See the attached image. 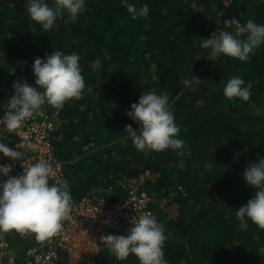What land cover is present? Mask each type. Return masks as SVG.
I'll use <instances>...</instances> for the list:
<instances>
[{"label": "trees", "instance_id": "1", "mask_svg": "<svg viewBox=\"0 0 264 264\" xmlns=\"http://www.w3.org/2000/svg\"><path fill=\"white\" fill-rule=\"evenodd\" d=\"M130 2L147 4L149 20H133L121 0H86L76 23L58 20L45 33L28 16L26 0H0V115L16 82L36 87V58L56 49L77 53L85 89L58 110L53 141L71 196L102 191L113 204L127 196L119 181L148 174L141 190L158 200L149 207L165 228L168 264H264V229L248 221L241 231L235 215L254 195L243 172L264 158V45L247 62L213 61L200 47L212 32L225 30V20L264 25V0ZM233 76L245 81L248 101L223 95ZM147 91L168 94L184 155L140 152L128 138L126 126L138 125L126 110ZM7 239L23 264L28 244ZM103 250L100 264H111L105 244ZM113 258L138 264L134 255Z\"/></svg>", "mask_w": 264, "mask_h": 264}, {"label": "clouds", "instance_id": "2", "mask_svg": "<svg viewBox=\"0 0 264 264\" xmlns=\"http://www.w3.org/2000/svg\"><path fill=\"white\" fill-rule=\"evenodd\" d=\"M121 6L133 20H149L147 4L138 8L130 0H121ZM85 8L86 0H55L54 6H50L49 0H26L25 5L30 19L39 24L45 33L53 30L58 20H63L65 24L76 23ZM224 26L225 30L212 32L210 38L203 39L200 44V47L209 50L207 57L213 61L226 56L247 62L264 45L262 24L249 19L242 25L232 18L225 20ZM233 28L234 31L229 30ZM79 59L75 52L65 54L58 49L45 58H36L32 64L36 87L26 81L14 84L13 95L0 118L3 129L16 132L25 121L43 116L45 105L62 110L66 103L81 99L85 79ZM244 85L242 78L233 76L224 86L223 95L229 101L238 99L246 102L251 92ZM126 115L138 125L135 129L131 125L125 129L137 151L172 150L177 155H184L185 142L179 135L180 128L175 122L167 93L143 92L138 102L131 105V110H126ZM0 153L13 162L23 161V171L18 176L10 175L12 165L0 164V175L7 177L5 182L0 183V232L34 234L39 241L57 235L71 212L69 185L64 182L50 184L53 170L48 163L36 162L26 166L25 152L10 148L8 143L0 141ZM243 177L254 190V195L235 213L238 228L245 230L248 221H251L264 229V158L249 163ZM102 239L110 253L121 262L134 255L138 264H168L164 258L165 228L150 213L135 216L127 236L109 234Z\"/></svg>", "mask_w": 264, "mask_h": 264}, {"label": "built area", "instance_id": "3", "mask_svg": "<svg viewBox=\"0 0 264 264\" xmlns=\"http://www.w3.org/2000/svg\"><path fill=\"white\" fill-rule=\"evenodd\" d=\"M34 116L25 121L23 127L16 132H8L0 125V141L8 143L10 148L25 152V165L36 162L48 163L53 175L50 184L64 182L68 178L62 162L58 159L54 146V133L59 111ZM4 115L1 114L0 118ZM0 164L12 165L11 176H18L23 171V161L13 162L0 153ZM148 174L138 178L124 179L118 186L127 196L119 198L113 204L108 201L109 193L102 191L87 192L79 199L71 196V212L63 222L61 231L46 241H39L34 234L21 235L15 231L0 232V264H18L16 248L7 237H18L28 246L21 255L23 264H100L104 257L103 236L113 232L128 235L134 217L144 213L152 214L150 205L158 200L142 191ZM7 177L0 175V183ZM165 204L166 200L159 201ZM113 254L108 260L114 264Z\"/></svg>", "mask_w": 264, "mask_h": 264}]
</instances>
